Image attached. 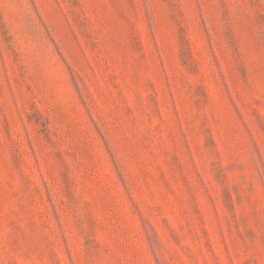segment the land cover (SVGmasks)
Instances as JSON below:
<instances>
[{
	"label": "rangeland",
	"instance_id": "1",
	"mask_svg": "<svg viewBox=\"0 0 264 264\" xmlns=\"http://www.w3.org/2000/svg\"><path fill=\"white\" fill-rule=\"evenodd\" d=\"M0 264H264V0H0Z\"/></svg>",
	"mask_w": 264,
	"mask_h": 264
}]
</instances>
